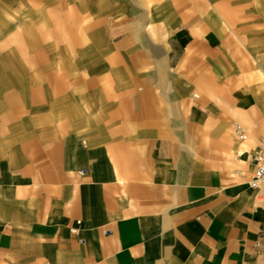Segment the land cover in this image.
<instances>
[{
  "label": "crops",
  "instance_id": "0c3cea01",
  "mask_svg": "<svg viewBox=\"0 0 264 264\" xmlns=\"http://www.w3.org/2000/svg\"><path fill=\"white\" fill-rule=\"evenodd\" d=\"M199 9L160 6L150 42L95 22L19 123L10 94L0 264H264V45L227 50L221 8Z\"/></svg>",
  "mask_w": 264,
  "mask_h": 264
},
{
  "label": "rangeland",
  "instance_id": "374dc122",
  "mask_svg": "<svg viewBox=\"0 0 264 264\" xmlns=\"http://www.w3.org/2000/svg\"><path fill=\"white\" fill-rule=\"evenodd\" d=\"M164 5L188 13L199 6L208 15L221 8L227 50H243L245 41L264 45V0H203L199 5L196 0H0V124L6 123L3 114L10 108L11 93L20 113L11 121L27 118L43 95L37 89L45 83L52 86L53 77L63 75L69 56L78 55L74 60H79L95 22L103 20L98 23L102 31L114 20L136 23L145 42L159 40V7ZM106 37L104 43L112 41L111 35Z\"/></svg>",
  "mask_w": 264,
  "mask_h": 264
},
{
  "label": "built area",
  "instance_id": "2783aa9c",
  "mask_svg": "<svg viewBox=\"0 0 264 264\" xmlns=\"http://www.w3.org/2000/svg\"><path fill=\"white\" fill-rule=\"evenodd\" d=\"M232 128L239 139H247V130L242 123L234 121ZM250 184L253 187L264 186V133L260 136L258 149L255 153V169Z\"/></svg>",
  "mask_w": 264,
  "mask_h": 264
}]
</instances>
